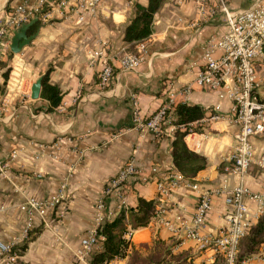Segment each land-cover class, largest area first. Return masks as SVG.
<instances>
[{
  "label": "crops",
  "instance_id": "crops-1",
  "mask_svg": "<svg viewBox=\"0 0 264 264\" xmlns=\"http://www.w3.org/2000/svg\"><path fill=\"white\" fill-rule=\"evenodd\" d=\"M253 1L228 0V6L240 11ZM22 2L0 0V27ZM81 3L66 0L63 10L51 11L46 21L28 30V36L36 35L17 54L10 51L15 29L0 39V65L10 69L0 93V242L20 246L32 237L13 264H90L100 244L80 260L76 255L81 240L96 229V217L103 224L121 209L136 208L138 198H143L154 202L155 215L146 227L133 230L127 255L109 264H147L167 252L192 264H224L220 255L200 249L183 231L172 230L191 226L199 196L209 193L210 207L196 232L204 238L220 237L229 229L225 219L229 192L242 186L256 193L264 186V168L257 164L264 157V134L252 139L254 161L247 173L242 177L227 173L237 130L227 90L209 91L194 83L204 52L212 50L214 58L221 55L212 45L226 32L224 15L211 16L208 10L200 15L195 0L179 4L163 0L151 34L143 41L142 63L135 71L124 72L119 69L120 57L140 53L138 42L123 41L125 27L135 5L146 6L148 0H102L93 12L83 11ZM106 65L113 74L103 89L99 74ZM48 69L49 84L61 93L60 104L51 111L46 100L30 97L33 84ZM256 71V92L263 96L264 53L256 61ZM225 84L231 87L232 81L226 79ZM188 85L191 93L179 104L200 106L206 114L193 124L198 130L186 135L184 142L206 166L162 196L156 182L163 174L177 172L171 153L176 128L165 124L156 135L138 125L158 110L170 89L176 92ZM211 112L220 119L210 120ZM129 160L138 168V178L129 179L120 193L105 195ZM28 200L57 202L41 218L21 209ZM245 203L246 219L255 226L261 217L257 204L249 199ZM239 263L264 264V244Z\"/></svg>",
  "mask_w": 264,
  "mask_h": 264
},
{
  "label": "built area",
  "instance_id": "built-area-1",
  "mask_svg": "<svg viewBox=\"0 0 264 264\" xmlns=\"http://www.w3.org/2000/svg\"><path fill=\"white\" fill-rule=\"evenodd\" d=\"M101 1L82 0L79 8L85 12H93ZM175 1L178 4L183 2V0ZM195 2L198 5L200 15H203L206 10L211 16L218 12L224 15L226 32L212 45V49L218 50L221 55L214 58L212 50L204 52L202 56L203 67L197 74L194 83L197 87L209 91H218L222 88L227 90L226 95L231 101V122L237 127V130L233 135L234 146L230 157L231 166L226 168L225 171L242 177L254 161L252 139L264 134V95L261 96L256 92V61L264 53V0H254L247 9L240 11L229 9L228 0H195ZM65 6L66 0H54L51 4L47 0H23L21 5L15 8L6 25L0 27V39L8 32V29H17L32 19L46 21L51 11L55 9L63 10ZM79 20H83L82 14L79 15ZM143 41L138 42L137 48L140 53H126L120 57L118 61L121 71H135L140 66L145 52ZM95 55L100 56L101 53H95ZM112 74L113 69L111 66L106 65L102 69L99 74L101 88L104 89L108 86ZM226 79L232 81L231 87H227L225 84ZM191 90L192 87L189 85L176 92L170 89L166 93V101L144 123H139V129L158 135L162 132L165 124L175 128V125L172 124L175 108L179 103L188 99ZM177 96H181L180 102L177 101ZM210 114V120L220 119V116L215 112ZM257 164L264 168V157H260ZM151 171L154 174L157 172L156 169ZM138 176L139 170L134 161H127L111 180L104 194L120 193V188L129 179L138 178ZM185 182L186 179L181 174L171 172L167 175H161L156 185L159 194L167 196L172 189L185 184ZM191 187L197 189L196 185ZM222 191L224 192V190ZM209 195V193H202L199 196L191 226L184 227L182 230H172L175 234H180L183 231L184 237L196 241L200 249H210L215 254L220 255L224 260V264H241L237 262L239 246L251 227L246 219L248 209L245 200L254 201L257 204L259 215H263L264 186L256 193L249 192L242 186L235 187L229 192L225 201L228 209L225 219L229 224V229L224 235L217 238L200 237L196 232V229L203 224L208 213L210 207ZM56 202L28 200L21 209L43 218L46 212L55 206ZM102 208L103 202L100 201L97 209L100 212ZM96 224V229L81 240V247L76 255L77 259L80 260L88 255L102 241V236L97 234V229L102 225L100 216L96 217ZM132 232L129 229L124 237L127 240L130 239ZM14 247L13 243L4 244L0 242V260L3 264H13L15 262L16 255L11 254Z\"/></svg>",
  "mask_w": 264,
  "mask_h": 264
},
{
  "label": "trees",
  "instance_id": "trees-1",
  "mask_svg": "<svg viewBox=\"0 0 264 264\" xmlns=\"http://www.w3.org/2000/svg\"><path fill=\"white\" fill-rule=\"evenodd\" d=\"M162 3L163 0H148L146 6L136 4L134 16L125 27L123 41L131 44L146 39L151 34L154 15ZM38 25L39 21L31 28L35 29ZM50 70L48 69L44 75L40 90V98L49 103L48 111L56 108L61 101L59 89L48 82ZM9 72L10 69L7 66L0 65V79H3V83H0V93L3 91ZM174 113L172 124L175 125L176 130L171 145L173 166L183 177L193 178L205 168L206 161L202 156L187 148L184 138L190 132L198 130V127H194L193 124L202 120L206 111L200 106L178 104ZM155 213L156 208L153 201L138 198L136 208L121 209L115 218L103 223L97 229V234L103 238L100 242V250L93 254L90 264H109L115 259L124 258L131 246L130 241L124 237L128 229L133 231L146 227ZM31 239V236H27L22 245L13 248L11 254L21 255ZM262 244H264V214L261 215L255 226L249 228L248 234L242 239L237 262H241L254 254ZM167 254L166 257L147 264H192L186 258L179 257L181 255H172L169 252Z\"/></svg>",
  "mask_w": 264,
  "mask_h": 264
},
{
  "label": "water",
  "instance_id": "water-1",
  "mask_svg": "<svg viewBox=\"0 0 264 264\" xmlns=\"http://www.w3.org/2000/svg\"><path fill=\"white\" fill-rule=\"evenodd\" d=\"M47 2L51 4L54 2V0H47ZM37 22H38L37 19H32L30 22L22 24L19 28L13 31V37L10 45V51L12 53L14 54L19 53L22 50V48L27 46L32 41V39L35 37L36 34L28 36L27 32ZM43 77L44 75L40 76L31 88L30 97L32 100H37L40 97L41 82Z\"/></svg>",
  "mask_w": 264,
  "mask_h": 264
},
{
  "label": "rangeland",
  "instance_id": "rangeland-1",
  "mask_svg": "<svg viewBox=\"0 0 264 264\" xmlns=\"http://www.w3.org/2000/svg\"><path fill=\"white\" fill-rule=\"evenodd\" d=\"M163 252L162 250L159 251V253Z\"/></svg>",
  "mask_w": 264,
  "mask_h": 264
}]
</instances>
